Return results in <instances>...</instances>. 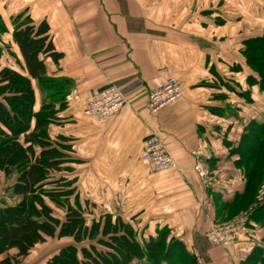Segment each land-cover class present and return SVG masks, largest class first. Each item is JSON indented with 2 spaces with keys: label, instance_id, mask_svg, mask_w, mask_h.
Here are the masks:
<instances>
[{
  "label": "crops",
  "instance_id": "0c3cea01",
  "mask_svg": "<svg viewBox=\"0 0 264 264\" xmlns=\"http://www.w3.org/2000/svg\"><path fill=\"white\" fill-rule=\"evenodd\" d=\"M20 15L44 21L60 55L44 59L47 86L31 80L33 112L53 110L47 133L57 161L81 162L76 198L134 231L167 230L204 264H241L252 255L264 236L260 226L246 228L227 250L211 246L205 233L253 200L246 166L258 164L238 147L264 123V92L248 81L237 40L260 33L264 0H0L2 23ZM13 31L6 28L3 37L12 42ZM12 49L22 62L14 42ZM170 76L182 97L149 112L147 94ZM108 85L127 105L104 123L83 116L84 100ZM72 92L78 99L67 102ZM151 131L177 170L146 172L140 157ZM196 162L208 178H197Z\"/></svg>",
  "mask_w": 264,
  "mask_h": 264
},
{
  "label": "trees",
  "instance_id": "16d2710c",
  "mask_svg": "<svg viewBox=\"0 0 264 264\" xmlns=\"http://www.w3.org/2000/svg\"><path fill=\"white\" fill-rule=\"evenodd\" d=\"M13 27V42L23 61L15 57V67L0 69V170L8 174L9 169H16L11 190L21 201L15 206L0 205V264H20L37 245L54 237L70 238L80 247L60 249L47 264H204L167 230H158L155 235L139 232L143 237L139 238L121 218L112 215L87 224L80 204L71 201L75 188L64 187L56 179L62 170L57 161L61 156L51 147L55 144L47 133L53 110L45 106L33 112L31 80L47 86L44 59L57 61L60 55L54 51L44 21L35 23L20 15ZM240 56L250 73L248 81L264 92V36L248 39ZM238 149L258 164L256 168L246 166V190L252 196L264 176V123L246 133ZM245 159L242 162H248ZM63 179L65 183L69 180ZM51 184L56 185L54 189H45ZM42 190L43 199L38 197ZM253 201L254 196L243 210ZM253 225L264 229V202L253 209L246 228ZM259 247L242 263L260 264L264 251Z\"/></svg>",
  "mask_w": 264,
  "mask_h": 264
},
{
  "label": "built area",
  "instance_id": "2783aa9c",
  "mask_svg": "<svg viewBox=\"0 0 264 264\" xmlns=\"http://www.w3.org/2000/svg\"><path fill=\"white\" fill-rule=\"evenodd\" d=\"M182 97V85L174 76H170L164 84L147 94L145 108L151 113H156L177 102ZM75 92L65 97L67 102L76 101ZM127 101L123 93L115 86L108 85L91 96L82 104V114L104 123L115 116ZM140 163L149 175L177 170V164L170 155L164 142L154 132H150L144 139V151ZM192 170L199 180H204L210 175L209 170L202 162H196ZM264 202V177L262 178L253 203L239 214L222 224H211L205 233L206 241L213 247L224 250L233 248L238 243V238L247 227L249 216L253 209Z\"/></svg>",
  "mask_w": 264,
  "mask_h": 264
},
{
  "label": "rangeland",
  "instance_id": "374dc122",
  "mask_svg": "<svg viewBox=\"0 0 264 264\" xmlns=\"http://www.w3.org/2000/svg\"><path fill=\"white\" fill-rule=\"evenodd\" d=\"M260 24V33L257 32H252L249 31L248 34H245L244 37L240 40H237L239 42V48H238V53L240 55V50L242 48V45L250 38H255V37H263L264 34L262 33V29H264V24ZM7 25V27H5ZM236 25V24H235ZM251 27L253 25L257 24H250ZM13 28V24H4L0 20V69L5 68V67H10V66H16V60H15V53L13 52L12 49V42L11 40L8 41L3 34V31L6 30V28ZM264 33V32H263ZM259 34V35H258ZM80 163L81 162H61L60 166L62 168L61 172L57 174V178L59 181H61L62 185L64 187L70 188L73 186L72 193H71V201L73 203H79L82 210L85 212V217L87 224L90 225L92 220H100L101 217L104 215L101 210L98 209V207L94 204L89 203L88 201H82L76 198V172H79L80 168ZM73 165V166H72ZM18 172L16 171L15 168L9 169V173L5 174L2 170H0V205L2 206H15L19 204L21 201V197L14 195L11 188L13 183L15 182L17 178ZM54 175H52L53 177ZM63 178H68L67 183H65V179ZM263 178V177H262ZM67 184H70L66 186ZM60 185V184H59ZM55 184H51L45 189L52 188L54 189ZM67 188V189H68ZM44 189V190H45ZM38 197L43 199L44 197V192L43 190L38 194ZM45 201H47L46 198H44ZM119 216L113 215V218H117ZM122 220V219H121ZM125 224L129 225L131 228V224H129L128 221L122 220ZM260 225V224H257ZM134 231V230H133ZM139 238H143L141 235L143 232H141V235L139 234V231H134ZM260 243V244H259ZM259 246H261V251H264V242L261 240L258 241ZM68 246H74L76 248H79L80 245L75 244L70 238H47L42 244L37 245L31 252L30 254L22 259L20 261V264H47V261L56 253L60 251V249L66 248ZM263 247V248H262ZM260 249H258V252L260 253ZM264 254V252H263ZM262 256V255H261ZM3 256L0 257V261L2 260ZM261 261L260 264H264V259H260ZM252 263V264H257ZM243 264V263H241ZM251 264V263H250Z\"/></svg>",
  "mask_w": 264,
  "mask_h": 264
}]
</instances>
